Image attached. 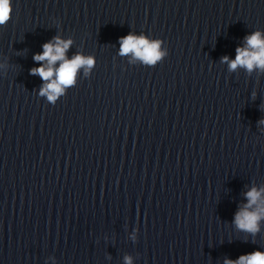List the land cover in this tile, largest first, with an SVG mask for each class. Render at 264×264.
Returning a JSON list of instances; mask_svg holds the SVG:
<instances>
[{
	"label": "clouds",
	"instance_id": "obj_1",
	"mask_svg": "<svg viewBox=\"0 0 264 264\" xmlns=\"http://www.w3.org/2000/svg\"><path fill=\"white\" fill-rule=\"evenodd\" d=\"M11 0H0V25L5 24L11 17ZM246 46L237 47L235 60L229 61L227 56L222 57L223 63L229 64L230 70L237 67H244L249 72L254 68L264 70V39L260 32L245 38ZM72 41L61 40L60 37H54V42H48L43 45V52L34 56L37 62L47 61L46 66L33 68V75L38 74L46 83L40 91L41 95L47 94L50 101H55L57 95L61 94L62 86H70L74 82L77 70L87 65L91 67L92 58H84L81 55H75L71 60L66 59L65 53L70 47ZM120 54L126 55L132 53L136 58L141 59L148 64H154L164 53L159 50V42H149L144 37H136L129 34L120 40ZM57 61H61L58 68L53 66ZM55 75V79H51ZM264 123V121H261ZM264 189L257 190L253 187L245 195L248 203L244 205L234 217V223L243 231L252 233L253 235L259 231L258 222L264 218V199H262ZM256 205L255 210H251ZM125 264H131L130 257H125ZM225 264H264V253L259 251L242 255L237 260H225Z\"/></svg>",
	"mask_w": 264,
	"mask_h": 264
}]
</instances>
